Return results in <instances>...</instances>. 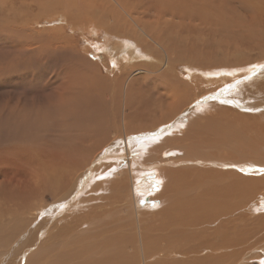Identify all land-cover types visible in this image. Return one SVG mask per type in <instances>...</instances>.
I'll return each mask as SVG.
<instances>
[{
  "label": "bare ground",
  "instance_id": "bare-ground-1",
  "mask_svg": "<svg viewBox=\"0 0 264 264\" xmlns=\"http://www.w3.org/2000/svg\"><path fill=\"white\" fill-rule=\"evenodd\" d=\"M202 1L203 0H199V1L162 0L160 2V0H135L134 2L133 0L132 2V0H106L104 2H101L100 0H98V2L95 4L96 9L99 7L98 12L93 11L92 8H89L91 3L88 2V0H51L50 1L51 7H53L56 13L62 16L64 20L61 21L65 22L67 28L73 27V29H78V27H81L82 29L87 28V30L100 29L102 32L108 33V36H110L111 38H115V36L122 38L121 41L122 44L120 47L119 45L114 46L117 47L119 50L107 49L106 50L107 53L104 54L105 55L104 57L106 58L108 57V55H113L115 52L119 51V54L114 59L112 58L113 60H116L117 63L116 68L114 69L111 68L112 70L109 73H107L108 75L107 74L103 75L101 71L97 70V68L95 67L96 62L94 63L91 59L85 57V55L82 56L83 54L81 55L80 53H75L71 50V48L69 50H66L70 54L66 56L67 60L72 59L69 62L70 63L69 71L68 73H66V67L64 65L60 69H58L57 70L58 74L55 75V78L57 82L60 83L59 84L57 83V86L55 88H53L48 94L44 95L43 96L44 98L40 96L41 99H39L38 102L39 103L46 102L45 104H42V106H44L43 112L34 110V108L39 105L36 104L37 102L33 97H30L28 99L25 98L13 99V97L9 96L10 99L13 100L12 101L13 104L10 103L9 101H5L3 104L0 103V217H2L5 213H7V211L3 208V205L8 202L23 203L25 201L30 202V200L35 197L36 198L43 197L42 192L46 191L45 182H48L49 188L48 187L47 188L50 191L47 193V195L50 193L52 195H56L54 198L55 203L52 206L55 207L54 208L55 211L52 208L50 210L51 212L49 213V216H47L46 212H43L45 210L43 206L44 204L42 205L39 204L40 207L42 206L41 211L43 213L40 212V214H42L41 216L43 217L44 213L46 214L42 221L43 228L45 226H48L50 223H52V220L56 217V214L59 213L61 214V212L65 208L66 204L63 203L57 204V201H59L58 198L62 196L64 193H67L69 195V198H74L79 193H82L86 185L89 186L88 183L90 182L89 180H91L92 182L93 181L96 182V183L93 182V184H98L97 181L94 179L98 175V173H100L98 172L97 168H100L101 170L102 169L100 167L101 164L103 166V163H107V162L110 163L111 160L112 162L121 161L123 164L118 163L119 165L118 164L117 165L120 167L122 166L127 170V176L128 173L131 175V179H129L130 182L129 181L128 182L132 185L131 187L132 201L135 204V206H138L137 212H139L140 208L142 209L146 203L148 205L147 207L151 205L150 201L152 198L150 196H148L149 200H147V202L143 201L145 199L143 195L146 192H148L147 189L153 187L151 183L154 179L153 178L149 179L150 177L149 175L152 174L151 172L159 169L157 168V165L166 163L167 160H158V161L156 160V161L148 162L146 163V165L141 163L142 164L141 165L138 164L139 161L138 162L136 161V157L137 155H139L138 153L142 152V149L145 152H149L152 150H157L160 147V143L155 145L153 144L157 140V138L161 135L160 130L163 127L166 128H169V126L171 127L170 125L171 123L181 122L180 120H182L181 119L182 115L178 113H180L182 110H185L184 108H188L190 102L187 104V106L181 108V105L183 104L185 98L188 97V94L187 92L186 93L183 92L184 90L178 91L177 89L174 88L175 91L174 90L172 91H174L175 93L178 91V93L175 94L174 92H171L173 93L172 96H170L169 94V96L167 97L169 104H166L165 106H160L158 104L159 102L165 101L163 100V96L167 95L168 93V91L162 93L159 90L161 87L164 88L163 85L164 81L165 84H167V82L169 81V77H170L169 72H171L172 70L169 71L167 66L169 65L170 67H172L173 70L174 68L173 66H171L172 64L170 61V56L168 55L169 51L167 49L169 48L164 46L162 43H160V39H159L160 37L158 36L160 32L157 35L156 32L149 31L148 30L149 28L147 29L146 26L150 21H146L145 20L146 18L142 16L143 14L141 13L142 10L140 7H143V11H144V9H146V7L144 8V6L146 4L147 5L149 4V6L147 7H149V9L150 7L157 9L156 10L158 12L157 15H159L160 17L161 14L159 13L169 14L171 16V19L165 20L162 23L164 26L172 29L175 28L176 26L178 28L180 26H185L184 23H186V19H190L191 15L195 14L196 11L198 12V14H200V12H202L203 10L206 11V9L208 8L205 5H203L204 3H202ZM215 2H218V0H215ZM223 2L226 6L227 5L233 6L235 1L223 0ZM46 4L47 2H45L41 6L40 10L38 11L39 13L42 12L46 13L48 7ZM115 4L119 6V9L115 7V9L118 10L114 9L116 13H106V14L101 13L103 11L114 12L113 8ZM157 4L160 5V7H157ZM23 12L25 16L22 20L28 19L30 16L29 12L27 10H24ZM53 15L56 16V14ZM246 15H247L246 17L250 16L249 13ZM260 16H262V14L257 17L261 18V22L264 23V18ZM160 17L158 18V20L160 19ZM252 17L254 19H257L255 14H253ZM252 17H250V19L248 18L249 20H251L250 23H246L247 21H245L244 23V21L242 20H246V19L244 18L242 19L241 17L238 18L236 22L239 24L240 23L245 24V26L248 27L250 30L251 29L250 26H256L258 24V21L251 19ZM173 19L175 20L173 21ZM1 22L3 24V28H0V41H5L6 38L4 36L7 35V33L12 32V37L9 36L12 39L13 37H16L17 34H20V32L18 33L20 29L17 30L18 29L17 27H19L20 24L22 26L23 23H18L19 24L18 25L15 23L13 24L12 21L7 22L5 19V12L0 10V23ZM229 23L230 22H228V24ZM6 24L8 27H6ZM130 28L135 30L133 38L136 42L127 39L129 34V33L127 34V31ZM255 29L257 28L256 27L252 28V30ZM142 33L145 34V37ZM22 34L24 33L22 32ZM31 34H34V32L32 31ZM21 35L19 38H21ZM38 35L35 37L41 38L40 34ZM24 38L26 37H23V39ZM54 38L52 37L50 38L51 41L54 43L62 42L64 40V38L59 37L61 39L55 38L56 40L54 41L52 40ZM259 39L262 40L261 38ZM44 40L47 41L49 40V38H45ZM7 41L10 42L8 38ZM158 45H160V47H162V49H164L166 53L165 54L166 57L164 59L165 69L162 68V70H161L162 59L159 60L158 62L153 63L154 65L142 61L149 59V56L147 55L145 56L144 49H148L149 51L154 50L158 54V48L156 47ZM223 52L225 53L226 50ZM231 54H233L234 59H232L231 56L229 57L227 54L225 57L222 58L217 57V59H219L217 62H214L217 59L213 58L214 61L212 62L210 61V62L211 65L215 66L216 68L214 67L212 70L202 71L195 67L197 66V64L195 65L193 64L195 68L191 64L193 69H191L190 66L189 68L187 67L188 70H193L194 72L199 71L198 72L199 75L198 74L197 75L201 76L200 85L199 84L194 85L195 87L194 93L196 92L199 93L198 90L199 88L202 87L201 82H204L206 85L211 86L212 84L216 85L218 82H226V79L229 77H231L233 81V79L236 77L235 74L236 71L240 70V68L234 69L233 67H225V68L221 67L222 68L221 69L219 67L220 69L216 70L217 66L228 65L229 61L243 60V56L241 55L234 56V53ZM13 57L16 59V55H14ZM117 57L119 59H117ZM201 59L203 58L201 57ZM201 59L199 58L200 61L197 60L199 65L201 64L199 62H202ZM62 60L64 59L62 58ZM63 62H65V60ZM134 62L137 63L136 66L137 70H140L143 73H149L150 75L148 74L149 76H143L142 73L141 74L142 76L138 74L137 76H134V79H132L130 75L127 76L126 67H128ZM10 64H12V62ZM41 65H43V63H41ZM260 65H264V59H261L251 64L250 66H245L243 67V69L244 70L248 69L247 71L252 73V74H247L245 79L246 78L248 80L250 78L254 79L255 83L254 82L251 83V85L253 84L254 86L253 94L262 93L264 95V79L258 80L259 77L262 74H264V72L253 74L254 69L252 67V66H260ZM258 68H256L255 71ZM202 73L206 74L207 76L203 75ZM229 73H231V75H229ZM210 74H216L217 77H211ZM10 76L12 77L11 74ZM195 77L193 78L196 79ZM0 78H4V80L6 79L5 76ZM166 78L168 79L167 82L165 80ZM171 78L173 79V77ZM171 78L170 80H172ZM144 79L148 80L149 82L156 83L158 88L152 90L149 94L145 95V91L143 90V88L145 87L141 86L143 85L141 84V81ZM178 82L180 81L178 80ZM53 83L55 84L54 81ZM171 83H175V82L173 81ZM245 83L246 84L248 83L247 80L242 84ZM145 85L148 86L150 84L147 85L146 83ZM177 85H179V83H177ZM153 86L155 85L153 84L152 87ZM229 86L231 85L229 84ZM239 86L243 87L242 85L239 84L236 90H238ZM166 87H168V84ZM170 88H169V92H170ZM240 90L241 89L239 88L238 93ZM158 91H160L161 94ZM241 92L243 91L241 90ZM179 93L182 94L179 95ZM214 94H217L216 96H221L222 92L219 91L218 93H214ZM146 96L148 97V99H146ZM230 99L229 101L232 102L233 98L231 99L232 101ZM203 100H207V99L205 98ZM257 101L259 102V99ZM200 102L202 101H199L198 98L197 103ZM205 103L207 102L205 101L203 104L201 103L199 105L203 106ZM159 106L164 109L163 111H165L164 114L160 115L161 117L166 116L169 118L170 114L173 115V112H175L173 117L170 119L171 121L168 124H166L167 123L166 122L165 125L163 126L161 125L156 130L154 129V131L145 132L151 127L156 128L157 126L156 122H159V124H163L164 121L162 122V120L159 119L160 116L155 114L154 112L157 110ZM205 106L208 105H204L203 107H201V109L198 108L199 110L194 111V114L195 112L202 111L205 108ZM30 108L32 109V111L30 110ZM233 117H235L234 119H238L236 115ZM133 120L136 121V123L137 121L142 120V122L144 121L145 124L143 123L141 125L138 124L136 125L135 123H133ZM191 120H194V118H192ZM251 122L253 123L252 125L254 126V128L252 126L251 127L248 126L245 129H243L245 125L248 124H245L244 122H240V121L234 125L230 135L225 139H223L224 141H227L229 143V147L227 149L226 147H222L221 149L217 150L216 148L218 146H213L212 142L210 141H199L198 143H195L196 145L202 144L203 147L211 146L210 154H207L206 156L205 155L200 156L199 154H197L194 157H189V156L183 157L182 160L178 161V163H189L193 165L190 166L184 164V167L187 168H181V170L176 172V177H174L173 180L171 179V177L173 176L168 174V178L170 177V179L167 180V183L168 181L170 183H168L169 185L167 189L164 188V190L166 191L160 192L162 194H164L165 192V195L162 197L161 196L162 194L160 196L158 194L160 198L159 201L162 203L163 201L162 199L165 198L164 201L166 202V208L164 207V210H162L163 209L162 208L159 211L161 216L164 214H165L164 216H166V217L163 216V218L166 220L165 222H163L164 225L160 222V226H159L160 228L161 227L163 228L164 226V229L162 228H161L162 230L160 228L159 229L161 231L163 230H168V231L170 230V232L173 231L172 232L173 235L176 231H183L185 225L186 227L189 228L193 226V230L192 233L186 239L185 245L181 244L177 246L173 244L172 241L173 239L170 240L167 239L168 238V236H166L167 234L163 235L164 238L168 240L167 244L170 245L169 247H166L167 245L164 244V247L166 248L163 247V250H165L166 253L165 255L166 264H171L173 260H177L178 255L180 253L186 254L187 256L190 255L188 257V260L194 262L195 264H262L264 262V171H261V169H264V153H263L264 120L262 121L256 120V122L255 121L253 122V120H251ZM132 123L135 124L136 126L132 125ZM121 129H123L122 131H124L125 134L124 139L126 140L125 142L127 144L126 147L122 146V148L120 147L122 144L120 145V143H118V141L121 140L120 136L122 131L119 132V130ZM174 129L175 128H173V130ZM168 131L170 132V129ZM210 131L212 132V134H214L213 130ZM117 133L118 135H116ZM171 134L173 133H170L169 136H171ZM253 135H256L258 139H253L252 138ZM146 137H150V139H147V141L146 140L143 141V139ZM130 148L133 149L130 151ZM260 148L263 149L262 152L254 151L255 149H260ZM115 150L118 151V153H116ZM198 151L202 152L201 148H198ZM162 152L159 155L162 154L164 158L166 156L171 155L172 153L179 151L169 150L164 153ZM143 156L144 155H142V157ZM80 160H82L83 162H81ZM113 163L104 165L105 166L104 169L108 170L107 168L111 165L113 167L112 170H114V168L117 169L116 166L113 165ZM81 167L83 168L82 170ZM136 167H138L140 170L139 171L137 170L135 172ZM94 169H97V171L95 170V173L96 172L98 173H96L97 175L95 174L96 176L93 175L94 178H92L93 176L91 175V173L93 171L91 170ZM104 169L103 171L105 172ZM117 170H118L117 172H121L120 174L122 175L121 177V175L118 173L120 175L118 179L123 178L125 176V172H123L122 170L124 169L120 170L119 168ZM104 172L100 173L99 178L102 176L101 174ZM112 172L108 173L109 176H111L110 174H112ZM122 173H124V175ZM18 175L24 176L23 184L27 183L28 184L27 188L20 186V183L17 181L16 178ZM89 175H91V178H89ZM7 176L11 177L9 181L6 180ZM74 177L78 179L75 180L73 179ZM165 177L167 176H164V179H166ZM193 177H195V180L193 179ZM60 178L61 180H59ZM99 178L97 176L99 185L102 184L101 185L102 187L103 184H105L103 186V188L105 189V186L107 184L106 180L108 178L105 179L101 177L103 180L105 179L106 181V182L102 181L101 183L100 180L102 179ZM118 179L115 182L118 181L121 182V180ZM123 179L125 180V178ZM127 179L128 177L126 178V180ZM190 179L193 180L191 181ZM72 181L74 182L75 186L71 185ZM109 181L111 183V180ZM118 184L122 185L123 181L122 183H118ZM113 185L117 186V183ZM98 186L96 185L94 186V188L95 187L100 188ZM103 188H101V190ZM109 188H111V186ZM89 189L91 190V188ZM107 191L109 190L107 189ZM57 194L60 195L58 196ZM109 194H111V192ZM177 194L179 195L178 202L175 201V198L176 199L178 198L176 197ZM111 196H113V194H111ZM85 198H87V196ZM92 198L95 199L97 197L94 196ZM99 198H101V196ZM106 199L107 197L105 198V200ZM102 202L99 201L98 205L95 206V208L97 207L98 211L97 210L94 211L95 212L94 215H92L94 208L93 210L91 208V211L90 209L88 210V212L92 213L91 214L92 216L89 214L90 215L89 218L92 217L95 218L94 217L95 214L96 215L99 214L100 212L99 209L103 207V206L101 207L100 204L103 205L104 203H106V201H104V203ZM140 202H143L144 204ZM87 203H88V198H87ZM109 203L112 204V202H110V199H109ZM83 205H85V203H83ZM90 205L89 207H91ZM94 205L96 204L94 203L92 207H94ZM139 205H141L142 207ZM28 206L39 207L38 204H32V203H29ZM107 206L111 207L109 205H106V207ZM156 206L158 207V205ZM163 206L164 205H162V207ZM106 207L105 208L103 207L104 210L106 209L110 211L112 209V207L111 208H106ZM161 210L163 212L166 211L167 214L166 212L163 214ZM88 212L86 213V215L88 214ZM96 212H98V214ZM10 214L14 216V218L17 216L16 210L11 211ZM78 215L79 214L73 216L78 217ZM82 215L80 214V216ZM100 216L101 214L98 215V217ZM86 218H88V215ZM81 220L80 223L83 224L82 222L84 221ZM89 220L85 225L88 226ZM17 222L19 227L23 229L25 221L17 220ZM100 224L103 223L100 222ZM161 224L163 226H161ZM43 228L39 227V229H43ZM39 231L33 233L32 234L33 236L31 237L37 238L36 235L38 234ZM168 231H163V233H166ZM97 232L101 233L103 232V230L102 231L97 230ZM17 236H18V231L10 235L3 236L0 239V243L4 245H8L12 241H14L17 238ZM93 236L95 238L96 234H93ZM169 238H171V236H169ZM98 241L95 240L94 244H96V242L98 244ZM118 250L121 252L122 249L119 248ZM118 250L117 252L119 253ZM170 252H174V254H170ZM101 253L104 254L105 251H101ZM118 253L117 254L115 253V255L116 256L120 255V253L119 254ZM22 255H23V251L21 250L20 258H22ZM108 255L110 256V253ZM99 256H101L100 260L99 258H97L98 255H96V259H95V260L98 259V261L95 262L93 260L95 264H97V262L101 264L104 260L105 261L103 262V264L118 263V261L114 260L115 258L117 259V257H115L113 253L110 257H107V254H105L106 258L103 255H99ZM102 257H104L105 259ZM162 263H163V258H162Z\"/></svg>",
  "mask_w": 264,
  "mask_h": 264
},
{
  "label": "rangeland",
  "instance_id": "rangeland-1",
  "mask_svg": "<svg viewBox=\"0 0 264 264\" xmlns=\"http://www.w3.org/2000/svg\"><path fill=\"white\" fill-rule=\"evenodd\" d=\"M50 1L51 0H0V10L5 12L6 21L7 22L12 21L13 24L14 23L15 24L23 23L22 26L20 24V26H19L20 28L17 27L18 28L17 30L20 29L18 31V33L20 32V34H17L16 37H13V39H12L11 38L12 32L7 33V35L4 36L6 38L5 41H0V46H1V48H0V65H1L0 66V69H1L0 75L1 76L0 77H3V76L6 77L5 80H4V78H0V99H1L0 103H2V104L5 101H9L10 103H12L13 100H11L9 96L13 97V99H17V98L28 99L30 97H33L37 102L36 104L39 105V106H36L34 108V110L39 111V112H43L44 106H42V104H45L46 102L39 103L38 101H39V99H41V97L44 98L43 97L44 95L48 94L53 88H55L57 86V83L58 84L60 83V82H57V80L55 78V75L58 74V72H57L58 69H60L64 65L66 67V73H68L69 64H70L69 62L72 59L67 60L66 56L70 55V54L66 50H69L70 48L73 52L80 53L81 55L83 54L82 56L85 55V57L91 59L94 63L96 62L95 67L97 68V70L101 71V73L103 75H106L107 73H109L112 70L111 68H113V69L116 68L117 63H116V60H113V59L119 54V51L115 52L113 55H108V57H106V58L104 57L105 56L104 54L107 53L106 52L107 49H110V50L118 49L117 47H114V46L119 45V47H120L122 44V42H121L122 38L117 37V36H115V38H111L110 36H108V33L102 32L100 29L87 30V28H85L86 29L85 30V29H82L81 27H78V29H73V27L67 28V26L65 25V22L61 21V20H64L62 18V16L59 15L58 13H56V11H54L53 7H51ZM100 1L104 2L106 0H100ZM161 1L162 0H160V2ZM196 1H199V0H196ZM234 1L235 2L233 4V6L232 5L226 6L224 4L223 0H218V2H215V0H210V1L209 0H203L202 1V3H204L203 5H205L208 8V9H206V11L203 10L202 12H200V14H198V12L196 11L195 14L191 15L190 19H186V23H184L185 26H180L179 28L176 26L175 28H172V29L164 26L162 23L165 20L171 19V16L169 14L159 13V14H161V17H160L159 15H157L158 14V12L156 11L157 9H154L151 7L149 9V7H147V6H149V4L148 5L146 4L144 6V8L146 7V9L149 11L144 9V11H145L144 12L143 7H140L142 10L141 13L143 14L142 16L146 18L145 19L146 21H150L148 23V25L146 26L147 29L149 28L148 29L149 31L156 32L157 35L160 32V34L158 35L160 37L159 38L160 43H162L164 46L169 48V49H167L169 51L168 55L170 56V61L172 64L171 66H173V68H174V70H173L172 67H170L169 65L167 66L169 71L172 70L171 72H169V74H170L169 81L167 78L165 79L166 82L168 81L167 82L168 87H166L167 84H165V81H164L163 85H164L165 89L163 87H161L159 90L162 93H164L165 91H168V93H167V95H164V96L162 94L163 100H165V101L159 102L158 104L160 106H165L166 104H169L167 97L169 96V94H170V96L173 95V93H171V92L175 91L174 88L177 89L178 91L184 90L183 92H185V93L187 92V94H188V97L185 98L183 104L181 105V108H184L190 102V105L188 106V108H184L186 111L182 110L180 113H178V114L182 115V118H181L182 120H180L181 122L171 123L170 124L171 127L170 126H169V128L163 127L164 130H163V128L160 130L161 135L157 138L158 141L156 140L157 142L155 141L153 143L154 145L160 143V147L157 150H152L149 152H145L142 149V152L138 153L140 156L137 155V157H136V161L137 162L139 161L138 164L142 163L144 165H146V163H148V162H152V161H156V160L157 161L158 160H167L166 163H162L160 165L156 164L157 168H159V169H157L156 171H153L154 173L151 172L152 174L149 175L150 176L149 179L153 178L155 181L151 180L152 181L151 184L153 187L152 188L150 187L151 190H150V188L147 189L148 192H146L147 194L145 193L143 195V197L145 198L143 201L147 202V200H149L148 196H150L152 198L150 201L151 205H149V207H147L148 206L147 203L144 206L143 205L144 203L140 202V203H143L142 205L144 207L142 209L140 208L139 212H137L138 206H135V204L132 201V192H131L132 185L129 183L130 182L129 179H131V175L128 173V176H127V170L125 168H123L122 166L121 167L118 166L119 165L118 163L123 164L121 161L119 162L116 160L117 162L113 161L114 162L113 163L111 160L110 163H113V165L116 166L117 169H119V168H120V170L124 169L122 171L125 172V176L123 177V178H125V180L123 178L118 179L119 176L121 175L120 174L121 172H117L118 170L115 168H114V170H112V168H113L112 165L109 166L108 168L106 166V168L109 171L104 169L105 168L104 165H108L110 163H108V162L103 163V166L101 164L100 167L102 169L101 170H100V168H97V169H98V172H100V173L104 172L103 169L105 170V172L101 174L102 175L101 177L105 178V179L108 178L106 180L107 184L105 186V189L107 188L109 191H107V189L105 190L103 188V186L105 184H103L102 187H101L102 184L99 185L97 176L99 178L100 173L96 172V173H98V175L95 173V170L97 171V169L91 170V171H93L91 173L92 176L97 175L95 178H94V176L92 178H94L98 184H93L94 181L92 182L91 180H89L91 182L90 183L87 181L89 183V186L86 185V187L83 189L82 193H79L74 198H69V195L67 193H64L62 196H60L58 198L59 201H57V204L58 203L66 204L64 210L61 212V214L60 213L56 214V217L52 220V223H50L48 226H45L43 228L42 221L44 219V216L46 214H47V216H49V213L51 212L50 210L52 208L54 210L55 207H52V206L55 203L54 198L56 196V195H52L51 193L47 195V193L50 190L48 189L49 188L48 182H45L46 191L42 192L43 197H41V198L35 197V198L31 199L30 202H28V201H25L23 203H21V202H16V203L8 202V203L3 205V208L7 211V213H5L2 217H0V239L3 236L13 234L17 231H18V236L14 241H12L8 245H4V244L0 243V264H91V263L93 264L94 261L95 262L98 261V259L95 260L96 255H98L97 258H99V260H100L101 256H99V255H103L106 258L105 254H107V257H110L112 255V253L115 257H117V259L116 258L114 259V260L118 261L117 264H166V259H165L166 253H165V250H163V247H164V244L167 245L166 247H169L170 245L167 244L168 240H166L163 235L167 234L166 235V236H168L167 239H169V240L173 239L172 240L173 244H175L177 246H179L181 244L185 245L186 239L192 233L193 226H191L189 228V227H186V225H185L184 226L185 229L183 228V231H176L174 233V235L172 233L173 232L172 230H171L172 232H170V230L169 231L163 230V231H168L166 233H163V231H161L162 229H164V226H163L164 223L163 222L166 221L163 218V216L165 215L164 213L166 211L165 212L162 211V210H164V207L166 208V202L164 201V199H165L164 198V199H162L163 201L161 203L159 201L160 200L159 196L162 194L160 192L166 191V190H164V188L167 189V187L169 185L168 183H170L169 181L167 183V180L170 179V177L168 178V174L173 176V177H171V179L173 180L174 177H176V172L181 170V168H187V167H184V164H187L190 166L193 165V164H189V163H178V161L182 160L183 157H188V156L194 157L197 154H199L200 156H204V155L206 156L207 154H210V151H211L210 147L211 146L203 147L202 144L196 145L195 143H198L199 141H210V142H212L213 146H218L216 148L217 150L221 149L222 147H226V149H227L229 147V143L227 141H224L223 139H225L226 137H228L230 135L232 128L234 127V125L237 122L240 121V122H244L245 124H248V125H245V127L243 128V129H245L248 126H250V127L252 126L254 128L251 120H253V122L254 121L256 122V120H258V121L264 120V95L262 93L261 94H256V93L253 94L254 86H253V84L251 85V83L252 82L255 83L254 79H251V78L249 80L247 78L245 79L247 74H252V73L247 71L248 69H246V70L243 69V67H245V66H250L251 64H253L257 61L264 59V38H263L264 37V23L261 22V18L257 17V16L262 14V16H260V17L264 18V0H238V1L234 0ZM45 2H47L46 5L48 6L46 13H43V12L39 13L38 11L40 10L41 6ZM88 2L91 3L89 8H92L93 11H97V12L99 11V7L97 9L95 8V4L98 2V0H88ZM132 2H133V0H132ZM134 2H135V0H134ZM154 2H156V1H154ZM158 4H157V7H160V5H158ZM115 7L119 9V6L115 4L113 10L115 9ZM230 7L233 9H231ZM209 8H211V9H209ZM222 8H223V10H222ZM118 9H115V10H118ZM24 10H27L30 14L29 18L26 20H22L25 16L24 12H23ZM115 10H114V12L113 11H110V12L103 11L101 13H103V14L116 13ZM221 11H222V13H221ZM216 12H217V14H216ZM248 13L250 16L246 17L247 16L246 14H248ZM251 13L255 14L256 18L258 20L254 19L252 17L253 14H251ZM53 14H56V16ZM239 16L242 19L244 17H246V18H244L246 20H242V21H244V23H245V21H247L246 23H250L251 20H249V19H250V17H252L251 19L258 21V24L256 26H250L251 29L249 30V28L246 27L245 24H243V23L239 24L236 22L237 19L240 18ZM159 17H160V19L158 20ZM175 19H173V21ZM228 22H230V23L228 24ZM226 24H228V25H226ZM166 25H167V23H166ZM6 27H8L7 24H6ZM253 27H256L257 29L252 30ZM0 28H3L2 22L0 23ZM9 28H7V29H9ZM32 31L34 32V34H31ZM134 31L135 30H133L132 28H130L127 31V34L129 33L127 39L135 41L133 38ZM22 32L24 34H22ZM38 34H40L41 38L35 37ZM20 35H21L22 39L19 38ZM143 35L145 37V34H143ZM236 35H238V36H236ZM9 36H11V37H9ZM42 36H44V37H42ZM46 36H48V37H46ZM53 36L55 38L62 37V38H64V40L62 42L54 43L50 39L51 37L54 38ZM23 37H26V38L23 39ZM7 38H8V40H10V42L7 41ZM43 38L44 39L49 38V40L46 41ZM55 38L52 40L55 41L56 40ZM119 38H120V40H119ZM259 38H261V39L263 38V39L260 40ZM59 39H61V38H59ZM12 40L15 42H13ZM23 40H25L26 42ZM114 43H116V44H114ZM54 45H55V47H54ZM56 47H58V48H56ZM156 47L158 48V54L154 50L149 51L148 49H144L145 50L144 54H145V56L146 55L149 56V59L148 60H142V61L148 62L149 64H153V63L158 62L159 60L162 59V65H161V70H162V68H164V65H165L164 59L166 57V55H165L166 53H165L164 49H162V47H160V45H158ZM227 48H228V50H227ZM225 50H226L225 53L229 57L231 56L232 59H234V58H233V54H231V53H234V56H236V55L243 56V60H240V61H233L232 60V61H229L228 65H221V66L216 65L217 66L216 70L220 69L221 67H223V68L233 67L234 69L240 68V70H237L235 73L236 77L233 79V81H232V78L229 77L226 79V82H218L216 85L212 84L211 86H208L204 82H201L202 87L199 88V90H198L199 93H197V92L194 93L195 92L194 91L195 90L194 85L195 84L200 85V77L201 76H198L199 71L194 72L193 70H188L187 67L189 68V66H190V68L193 69L194 65L197 64L198 67L197 66H195V67L202 70V71L212 70L215 66H212L211 62L214 61V59H217V57L218 58L225 57L226 54L223 52ZM228 53H230V54H228ZM13 54L16 55V59L13 57L14 56ZM223 54H225V55H223ZM201 57L203 59H201ZM62 58L65 60V62H63L64 60H62ZM199 58L202 61V62H199V63H201L200 65L198 64V61H200ZM117 59H119V58L117 57ZM218 60L219 59H217L214 62H217ZM235 60H237V59H235ZM16 61H18V62H16ZM21 61H23V62H21ZM184 61H185V63H184ZM11 62H12V64H10ZM16 63H17V65H16ZM41 63H43V65H41ZM191 64L192 65L194 64L193 67ZM27 65H28V67H27ZM136 66H137V63L134 62L131 65H129L128 67H126L127 76L130 75V77L132 79H134V76H137L138 74L141 75L143 73L142 71L137 70ZM17 71H18V74H17ZM256 71H255L256 74L259 72H264V68H258ZM192 72H194V73H192ZM2 74H4V75H2ZM10 74L12 75V77L10 76ZM148 74L149 73H143V76H149L150 74L149 75ZM202 74H200V75H202ZM203 75H206V74H203ZM262 75L259 77L258 80L264 79V74H262ZM192 76L193 77L196 76L195 77L196 79H194ZM210 76L211 77H217L216 74H210ZM171 77H173V79ZM170 78L172 80H170ZM144 80L141 81V84H143L141 86L145 87V88H143V90L145 91V95L149 94L152 90H155L158 88L156 83L149 82L146 79H144ZM178 80L180 82H178ZM246 80L248 83L242 84ZM53 81L55 82V84L53 83ZM173 81L175 83H171ZM230 81H232V82H230ZM176 82L179 83V85H177ZM146 83H147V85L148 84H150V85L146 86L145 85ZM151 83H152V85L154 84L155 86L152 87ZM169 83L171 86L169 85ZM229 84L231 86H229ZM239 84L243 86V87H241V86L238 87V90L240 88L243 91V92H241V90H240L239 91L240 94L238 93V90H236V88ZM172 87H173V89H172ZM169 88H170V92H169ZM141 89H142V87H141ZM7 90H9V91H7ZM172 90H174V91H172ZM250 90H252V91H250ZM6 91H7V94H6ZM160 91H158V92L160 93ZM178 91L176 93H178ZM219 91L222 92L221 96H216L217 94H214V93H218ZM32 93H33V95H32ZM9 94H11V95H9ZM18 94H20V95H18ZM181 94L182 93H179V95H181ZM237 94H239V95H237ZM242 94L244 95V97ZM247 95H248V97H247ZM1 96H3L4 98ZM197 96H200V97H197ZM193 97H195V98H193ZM207 97H209V98H207ZM133 98H134V96H133ZM198 98H199V101H202V102L197 103ZM205 98L207 100H203ZM214 98H216V99H214ZM230 98L231 99L233 98L232 99L233 101ZM250 98H252V99H250ZM5 99H7V100H5ZM146 99H148L147 96H146ZM210 99H212V100H210ZM229 99L232 102H230ZM253 99H255V100H253ZM258 99H259V102L257 101ZM205 101L209 104L205 103L204 105H208V106H205V108L202 111L195 112V114H194V111H197V110L201 109V107L204 106V105L201 106L199 104H201V103L203 104ZM197 105H199V106H197ZM160 106L158 107L159 109L157 108V110L154 111L155 114H157L159 116L161 114H164V112H165V111H163L164 109L161 108ZM30 110L32 111L31 108H30ZM174 113L175 112H173V115H174ZM231 114H234V115H231ZM171 115L172 114H170L169 118L166 116H162V117L160 116L159 119L162 120V122L164 121L163 124H159V122H156L157 123L156 128L151 127L148 130H146L145 132L154 131V129L156 130L161 125L162 126L165 125L166 122H167L166 124H168L171 121L170 119L173 117V115L172 116ZM235 115L237 116L238 119H234L235 117H233V116H235ZM192 118H194V120H191ZM163 119H165V120H163ZM192 121H194V122H192ZM133 123H135L136 125L137 124L141 125L144 123V121L142 122V120H141V121H137V123H136V121L133 120ZM133 123H132V125H135ZM38 125H39V123H38ZM145 126H147V125H145ZM172 126H173V128H175L174 130H173ZM77 127H79V126H77ZM120 127H122V126H120ZM178 127H181V128H178ZM169 129H170V132L168 131ZM122 130L123 129L119 130V132ZM165 130H167V131H165ZM210 130H213L214 134H212V132ZM216 130H218L219 132ZM170 133H173V134H171V136H169ZM116 135H118V133ZM124 136H125L124 131H122L121 136H120L121 140L118 141V143H120V145L122 144L121 146L118 145L121 148H122V146L126 147V145H127L125 142L126 140L124 139ZM252 138L258 139L256 135H253ZM147 139H150V137L144 138L143 141H145V140L147 141ZM176 144H178V145H176ZM131 146H134V145H131ZM198 148H201L202 152H199ZM132 149L133 148H130V151ZM162 150H163V152H162ZM169 150H177L179 152L172 153L171 155L167 154L169 156L164 157L165 159L163 158L162 154L159 155L161 152L164 153V152L169 151ZM254 151L262 152L263 149L262 148L255 149ZM115 152L118 153V151H116V150H115ZM230 152H231V150H230ZM263 153H264V151H263ZM141 154L144 155L145 157L144 156L142 157ZM137 158H139V159H137ZM145 158H146V160H145ZM150 158H152V159H150ZM83 159H84V157H83ZM82 160H80V161L83 162ZM143 162H145V163H143ZM115 163H116V165H115ZM169 163H172V164H169ZM91 167H92V165H91ZM82 169L83 168L81 167V170ZM137 170L139 171L140 169L138 167H136L135 172ZM109 172H112V174H110L111 176H109V174H108ZM106 174H108V175H106ZM122 174L124 175V173H122ZM91 175H89V178H91ZM164 176H167V177H165L166 179H164ZM77 177H79V176H77ZM101 177L99 179H102ZM121 177H122V175H121ZM127 177H128V179L126 180ZM10 178H11L10 176H7L6 180L9 181ZM16 178H17V181L20 183V186H22L24 188L28 187L27 183L23 184L24 176L18 175ZM73 179L76 180L78 178L74 177ZM105 179L100 180V183L102 181L106 182ZM117 179L121 180V182L120 181L115 182ZM193 179L195 180V177H193ZM193 179H190V180L192 181ZM59 180H61V178ZM109 180H111V183ZM122 181H123V184L119 185L118 183H122ZM72 183L74 184L73 181H72ZM72 183H71V185L75 186V184L73 185ZM94 183H96V182H94ZM116 183H117V186H114L113 184H116ZM96 185L97 186L99 185L98 187H100V188H96V187L94 188V186H96ZM109 185L111 186V188H109L110 187ZM30 186H33V185H30ZM89 188H91V190ZM101 188H103V189L101 190ZM110 192H111V194H113V196H111V194H109ZM44 193H45V195H44ZM158 194H159V196H158ZM57 195L59 196L60 194H57ZM99 195L101 196V198H99L100 197ZM164 195H165V192L161 196L163 197ZM86 196L88 198V203H87V198H85ZM94 196L99 198V199L92 198ZM105 196L107 197L106 200H105V198H106ZM110 196H111L112 200H111ZM176 197H178V198L177 199L175 198V201L178 202L179 195L177 194ZM92 199L94 202L92 201ZM109 199H110V202H112V204L109 203ZM84 200H86V201H84ZM98 200L100 202H102L104 200V201H106V203L108 200L107 204L104 203V201H103L102 203H104V204L103 205L100 204V205H101V207L103 206L104 208L106 207V205L111 206L112 207V209L110 210L111 213L109 210H106V209L104 210L103 207L100 208L103 210H100L99 209L100 206H99L98 209L100 211L99 214H101V216L98 217L99 214H98V212H96L98 215L95 214V216H94L95 218H93V217L89 218L90 215L92 213H93L92 215H94V213H95L94 211L97 210V207L95 208V206L98 205V203H99ZM80 202H81V205H80ZM29 203L38 204L39 207L28 206ZM51 203H53V204H51ZM83 203H85V205H83ZM94 203L96 205H94V207H92ZM39 204H41V205L44 204L43 206H44L45 210L43 212H46V214L44 213L43 217L41 216L42 214H40V212L43 213L41 211L42 206L40 207ZM89 205L91 207H89ZM156 205H158V207ZM162 205H164V206L162 207ZM139 206H141V205H139ZM111 207L107 206L106 208H111ZM154 207H156V208H154ZM91 208H92V210L94 208L92 213L88 212L89 209L91 211ZM84 209H85V211H84ZM160 209H162L161 212L164 214L162 216L160 215V212H159ZM14 210H16V212H17V216L15 218H14V216H12L10 214V212L14 211ZM82 210H83V212H82ZM69 212L72 214H70ZM87 212H88V214H87L88 218L90 220L88 218H86ZM76 214H79L78 217L76 216L78 219L75 216H73ZM80 214L81 215L84 214V215L80 216ZM166 214H167V212H166ZM164 217H166V216H164ZM17 220L18 221H25L23 229H21L19 227ZM80 220L84 221V222H82L83 224L80 223ZM88 220H89V223L87 226L85 224L88 222ZM100 222L103 224H100ZM160 222L163 224V225L161 224V226H163V228L161 227L162 229L159 227ZM39 227L43 228V229H39ZM58 228H59V230H58ZM101 229L103 230V232H101V233L97 232V230L102 231ZM37 231H39L38 234L36 235L37 238L31 237V236H33L32 234L37 232ZM93 234H96V237H95L96 239L94 238ZM169 236H171V238H169ZM94 239L96 241L99 240L98 244H97V242H96V244H94V242H95ZM121 247H123V248H121ZM166 247H164V248H166ZM12 248H14V249H12ZM119 248L122 249L121 250V252L123 251L122 253L118 250ZM160 248H161V250H160ZM21 250L23 251L22 258H20ZM117 250L120 253V255H118V256L115 255V253L116 254L118 253ZM101 251H105V253L102 254L103 252L101 253ZM95 253H98V254H95ZM109 253H110V256L108 255ZM170 254H174V252H170ZM189 256H187L186 254L180 253L178 255V259L173 260L171 262V264H195L194 262L188 260ZM104 257H102V258H104ZM162 258H163V263H162ZM108 260H110V259H108ZM95 262H94V264H95ZM103 262L101 264H103ZM97 264H99V263L97 262ZM262 264H264V262Z\"/></svg>",
  "mask_w": 264,
  "mask_h": 264
},
{
  "label": "snow or ice",
  "instance_id": "snow-or-ice-1",
  "mask_svg": "<svg viewBox=\"0 0 264 264\" xmlns=\"http://www.w3.org/2000/svg\"><path fill=\"white\" fill-rule=\"evenodd\" d=\"M253 67V69H254V71H253V74H255V69L256 68H264V65H260V66H252ZM229 75H231V73H229ZM261 171H264V169H261Z\"/></svg>",
  "mask_w": 264,
  "mask_h": 264
}]
</instances>
